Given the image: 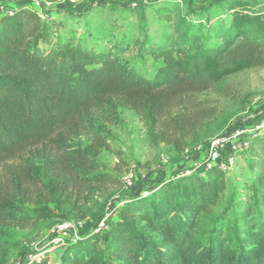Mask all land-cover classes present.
<instances>
[{"label": "trees", "instance_id": "16d2710c", "mask_svg": "<svg viewBox=\"0 0 264 264\" xmlns=\"http://www.w3.org/2000/svg\"><path fill=\"white\" fill-rule=\"evenodd\" d=\"M160 3L134 8L150 9L170 25L172 33L158 43L79 37L67 23L44 21L28 3L18 4L13 16L0 14V167H20L9 169L10 179L0 186V230L52 220L82 191L108 181L89 175L90 155L70 144L95 109L120 101L155 140L180 148L206 116L174 109L231 76L264 68V0H214L207 10L217 9L221 21L206 16L205 31V11L177 19V8ZM138 44L135 64L121 59ZM149 59L161 66L147 79L138 67ZM247 153L256 187L237 204L250 229L245 244L232 248L220 231L206 246L195 238L200 218L227 190L225 173L213 165L205 176L161 180L148 196L126 201L107 229L69 244L62 263L264 264V134L251 140ZM37 159L42 178L32 168ZM2 250L0 264H6Z\"/></svg>", "mask_w": 264, "mask_h": 264}, {"label": "rangeland", "instance_id": "374dc122", "mask_svg": "<svg viewBox=\"0 0 264 264\" xmlns=\"http://www.w3.org/2000/svg\"><path fill=\"white\" fill-rule=\"evenodd\" d=\"M36 0H0V7L15 8L20 3ZM47 22L67 23L78 36H92L98 41H112L117 37H133L141 43L160 42L162 36L172 33L170 25L157 18L150 9L146 13L134 12L137 5L160 1V7L177 8V19L205 11L207 17L220 22L217 9L208 12L214 0H41ZM56 9V10H54ZM63 21H58L57 15ZM53 18V20L51 19ZM197 24V22L195 23ZM88 30V31H87ZM87 31V32H86ZM139 44L121 57L135 64ZM138 64V63H137ZM161 62L149 59L145 67H138L140 75L151 78ZM204 111L205 119L180 148L161 143L152 136L151 129L124 103L115 101L104 109H95L89 117L85 131L71 140L74 149L90 155L89 175H106L108 181L89 187L73 198L72 203L55 211L56 217L36 222L26 228L0 230L2 258L6 264L40 262L47 257L49 264H63L62 254L69 244L82 239L91 231L107 229V221L115 219L123 204L135 197H146L161 180H174L183 175L205 176L213 143L221 149L222 159L232 155V143H245L234 139L238 129L250 128L264 116V68L253 69L231 76L208 91L187 98L179 111ZM225 145V147H223ZM234 168L225 173L227 190L211 213L202 216L195 234L196 240L206 246L213 233L220 231L229 246L246 243L249 228L244 211L237 207L248 201L255 188L248 153H237ZM20 168L18 163L0 167V186L10 179L9 169ZM38 178L43 177L42 162L32 161ZM34 208V206H32ZM56 209L54 204L50 205Z\"/></svg>", "mask_w": 264, "mask_h": 264}, {"label": "built area", "instance_id": "2783aa9c", "mask_svg": "<svg viewBox=\"0 0 264 264\" xmlns=\"http://www.w3.org/2000/svg\"><path fill=\"white\" fill-rule=\"evenodd\" d=\"M28 7L35 11L38 15L41 16V18L46 21L48 19L47 15L44 14L43 11L45 7V3L41 0H36L28 3ZM17 11V8H8L1 6L0 7V14L13 16ZM264 134V116L261 120L254 123L250 128L247 129H238L236 131V134L234 136V139H245V143L239 144V143H232L231 142V152L232 155H230L227 159L223 160L221 156V149L217 145V143H213L210 147V153H209V163L206 165L207 169L210 168L213 165H216L221 171L224 173L230 172L234 166L236 165L238 161V154L237 153H247L251 140L259 135ZM225 147V145H223Z\"/></svg>", "mask_w": 264, "mask_h": 264}, {"label": "crops", "instance_id": "0c3cea01", "mask_svg": "<svg viewBox=\"0 0 264 264\" xmlns=\"http://www.w3.org/2000/svg\"><path fill=\"white\" fill-rule=\"evenodd\" d=\"M54 10H56V9H54ZM54 15H57V13H53V14H52V17H53ZM59 16H60V15H57V17L59 18L58 21H63V19L60 18ZM51 19L53 20V18H51ZM228 150H230V146L228 147Z\"/></svg>", "mask_w": 264, "mask_h": 264}]
</instances>
